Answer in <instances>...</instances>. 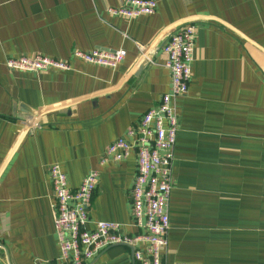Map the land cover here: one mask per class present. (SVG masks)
<instances>
[{
	"label": "crops",
	"instance_id": "crops-1",
	"mask_svg": "<svg viewBox=\"0 0 264 264\" xmlns=\"http://www.w3.org/2000/svg\"><path fill=\"white\" fill-rule=\"evenodd\" d=\"M124 1L0 0V264H57L51 165L72 189L99 170L89 230L103 221L144 233L132 215L135 155L100 160L170 92L162 47L187 24L197 41L189 92L177 100L163 264H264V0H154L155 15L130 21L108 12ZM137 43L153 49L154 64L139 62ZM76 50L127 57L112 69L73 59ZM36 55L72 69L6 68ZM86 264L139 263L116 246Z\"/></svg>",
	"mask_w": 264,
	"mask_h": 264
},
{
	"label": "built area",
	"instance_id": "built-area-1",
	"mask_svg": "<svg viewBox=\"0 0 264 264\" xmlns=\"http://www.w3.org/2000/svg\"><path fill=\"white\" fill-rule=\"evenodd\" d=\"M154 0H125L109 14L126 20L156 14ZM197 41V27L187 24L172 34L163 45L165 68L171 75V90L163 95L157 107L148 110L139 123L106 149L100 166L120 164L136 157L137 172L131 190L134 227L143 234H125L120 225L97 222L89 230L94 194L100 181L98 169L91 170L77 189L58 165L49 167L55 212L54 226L61 255L57 264H86L102 251L116 246L131 249L133 261L139 264H163L169 246L170 200L173 191L175 149L180 126L177 100L186 97L192 81V64ZM139 62L154 64L151 47L136 44ZM73 59L85 64L116 69L127 57L125 50L89 52L74 51ZM72 61L41 55L8 59L6 68L19 73L68 72ZM28 124V123H27ZM35 124L31 132L38 130Z\"/></svg>",
	"mask_w": 264,
	"mask_h": 264
},
{
	"label": "water",
	"instance_id": "water-1",
	"mask_svg": "<svg viewBox=\"0 0 264 264\" xmlns=\"http://www.w3.org/2000/svg\"><path fill=\"white\" fill-rule=\"evenodd\" d=\"M25 120L31 121V120H32V117H29V118H27V119H25Z\"/></svg>",
	"mask_w": 264,
	"mask_h": 264
}]
</instances>
